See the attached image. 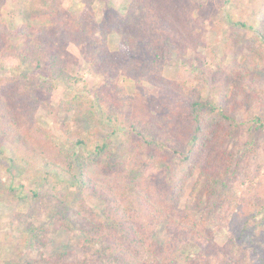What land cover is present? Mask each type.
<instances>
[{"label": "trees", "instance_id": "trees-1", "mask_svg": "<svg viewBox=\"0 0 264 264\" xmlns=\"http://www.w3.org/2000/svg\"><path fill=\"white\" fill-rule=\"evenodd\" d=\"M61 2L38 12L40 17H51L50 24L21 23L12 28L0 22V42L27 40L24 49L4 50L0 68H21L23 62L34 72L0 77V163L7 153L11 164L20 169L21 180L33 187L29 195L17 198L28 204L27 214L15 213L10 220L11 226L15 221L25 225L20 243L36 252L23 264H264V185L254 184L255 178L248 174L237 175L227 150L241 130L230 112L243 105L246 96L238 89L231 99L226 92L216 99L203 96L206 85L225 84L236 70L249 78L252 60L226 67L212 57L226 82L202 69L199 86L186 91L165 76L159 54L185 53L180 42L197 40L193 20L186 13L194 6L191 0H130L120 19L105 18L99 23L84 17L68 20ZM82 3L91 9L93 0ZM4 4L0 0V14ZM34 32L36 42L30 41ZM111 33L121 37L117 54L109 48ZM135 40L157 54L155 60L135 61L130 54ZM257 41L264 49V31ZM71 46L84 49L88 75L100 79L94 89L72 73L70 65L78 58L69 50ZM123 75L160 91L154 113L136 112L134 97L121 84ZM256 80L252 76L256 108L264 111ZM79 84L83 94L53 106L58 85ZM40 109L55 119L64 111L74 112L78 124L96 119L99 113L104 121L125 128L123 145L131 147L132 158L125 155L115 162L107 139L97 143L90 156L65 149L68 144H85L86 137L67 136V125L45 129L37 119ZM254 118L258 130H264L262 117ZM140 168L143 174L137 177L134 171ZM195 185H201L198 202L193 203L202 211L200 220L183 208L190 202L189 194L194 195ZM63 189L72 192L74 201L62 195ZM94 200L103 206L101 215L89 206ZM241 206L247 212L240 229L243 243L230 240L220 246L209 220L225 224L229 216L225 219L217 213L229 214ZM73 226L86 235L81 255L47 256L43 250L51 237ZM187 243L198 251H185Z\"/></svg>", "mask_w": 264, "mask_h": 264}, {"label": "rangeland", "instance_id": "rangeland-1", "mask_svg": "<svg viewBox=\"0 0 264 264\" xmlns=\"http://www.w3.org/2000/svg\"><path fill=\"white\" fill-rule=\"evenodd\" d=\"M57 1L59 0H5L1 9L0 22L8 24L12 28L18 27L21 23L28 26L50 24L52 18L40 17L38 12L41 13L49 9ZM60 1H63L61 6L67 11L66 18L68 20L75 21L84 17L92 23H99L105 18L120 19L130 4V0H93L92 8L86 9L82 0ZM191 1L194 6L188 8L186 13L193 20L197 40L194 43L180 42V48L185 50V53L159 54L165 62L164 74L168 79L176 81L186 91H189L199 86L201 81L198 80V77L201 76L202 69L211 70L213 76H216V80L223 79L225 81L224 75L220 73L212 57L223 61L226 67L232 63L243 65L248 60H252L254 69L250 72L249 78L242 76L241 71L236 70L234 77L230 78L229 82L215 86L206 85L203 96L216 99L220 93L226 92L228 99H231L234 89L242 90L245 94L246 101L243 105L239 104L237 110L230 112V115L240 124L241 130L227 150L230 152L229 160L233 163V170L237 175L248 174L253 179L255 178L254 184L261 187L264 185V130H258L254 117H262L264 123V111L256 108L251 78L252 76L257 78L255 82L258 87L257 92L264 99V49L260 47V43L257 41L258 35L264 31V0ZM36 16L39 17L35 18ZM242 23H245L246 26H243ZM37 37L38 33L34 32L30 41L36 42ZM120 40L121 37L118 34H109V48L113 54L120 52ZM26 47L27 40L25 37L1 41L0 58L5 49L7 52H14ZM69 50L78 58L77 63L74 62L70 65L72 73L82 76L89 87L94 89L100 79L88 75L89 62L84 59V49L71 46ZM130 54L137 62H151L157 56L140 40L132 41ZM21 73L34 74L32 68L23 62L21 68H8L6 70L0 68V77L16 76ZM121 84L134 97L133 103L136 112L148 110L154 113L156 111L160 100L158 89L146 82L133 81L125 75L121 77ZM224 86L227 89L223 91L222 87ZM83 89L82 84L73 87L58 85L53 94V106L57 107L60 101L65 102L77 94H83ZM37 119L47 130L61 129L67 125V128H64L67 136L79 133L86 137V143L81 146L65 145V149L73 150L76 154L93 155L96 144L107 139L112 143L115 162L121 161L125 155L132 158L131 147H124L123 145L126 138L125 128L104 121L99 113H97L96 119L78 124L74 120V112L66 113L64 111L59 113L58 118L55 119L47 115L44 109H40ZM92 134L95 135L92 136ZM0 148H3L1 135ZM134 174L140 177L143 170L141 168L136 169ZM21 175L20 169L11 164L7 153H5L0 163V264H23L26 260L36 257L35 251L20 243V233L25 229V225L20 221H15L14 226H11L10 222L15 213L27 214L29 208L27 203L17 200L18 197L29 195V191L33 188L27 181L21 180ZM195 182L196 179L194 178L188 189L191 190ZM247 185L242 186V188L246 189ZM194 187V195L189 194L190 202L183 208L187 209L186 211L191 216L200 220L202 211L196 210L193 203L198 202L201 185ZM41 190L44 192L43 188ZM61 192L64 193L63 196L74 201L75 196H71L72 192L68 194L67 189H63ZM89 206L99 215L102 214L103 206L96 203L95 200ZM246 213L242 206L240 208L234 207L229 214L222 211L217 213L225 219L226 216H229V220L225 224L222 222V225H217L213 220H209L212 222L210 227L215 234L216 242L220 246H224L230 240H235L239 244L243 243V239L240 240V229L243 226ZM85 239L86 235L81 233L76 226L65 227L51 237V242L43 251L47 256H56L64 252L81 255ZM184 250L193 253L198 251L197 246L189 243L185 245ZM243 251L247 256L249 255V258L256 261L254 254L250 249L248 250L247 246H243Z\"/></svg>", "mask_w": 264, "mask_h": 264}]
</instances>
